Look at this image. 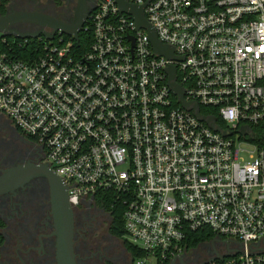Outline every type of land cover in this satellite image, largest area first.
Wrapping results in <instances>:
<instances>
[{
  "label": "built area",
  "instance_id": "obj_1",
  "mask_svg": "<svg viewBox=\"0 0 264 264\" xmlns=\"http://www.w3.org/2000/svg\"><path fill=\"white\" fill-rule=\"evenodd\" d=\"M127 1L174 57L115 0H97L85 51L61 32L0 34V114L44 147L74 209L97 194L125 207L137 264H264V146L248 140L264 121V0ZM194 103L217 109L227 135ZM238 140L253 145L247 157ZM201 228L224 241L194 260Z\"/></svg>",
  "mask_w": 264,
  "mask_h": 264
},
{
  "label": "flooded vegetation",
  "instance_id": "obj_2",
  "mask_svg": "<svg viewBox=\"0 0 264 264\" xmlns=\"http://www.w3.org/2000/svg\"><path fill=\"white\" fill-rule=\"evenodd\" d=\"M93 4L97 0H92ZM73 0H0V16L11 11H40L71 21ZM92 4V5H93ZM15 34L43 29L32 22L9 26ZM12 37H16L13 36ZM46 163L45 149L0 114V176L17 165ZM73 208V207H72ZM74 212L73 248L78 264H134L125 239L112 232V212L96 199ZM51 186L44 176L0 193V264H58Z\"/></svg>",
  "mask_w": 264,
  "mask_h": 264
},
{
  "label": "water",
  "instance_id": "obj_3",
  "mask_svg": "<svg viewBox=\"0 0 264 264\" xmlns=\"http://www.w3.org/2000/svg\"><path fill=\"white\" fill-rule=\"evenodd\" d=\"M122 12H127L134 16L136 22V28H145L148 30L151 43L159 54L167 57H174L172 49L163 45L157 37V34L151 25V23L144 16V10L142 6L135 5L127 0H115ZM92 0H78V5L75 8V13L71 21H64L53 15L35 11H11L0 16V33L8 36H16L18 38H37L45 37L47 39L53 38L56 33L61 32L66 35L74 37L78 43L80 40V32L88 18V15L92 9ZM18 22H32L42 27L48 28L47 30L39 31L32 34H15L10 32L9 26ZM170 74V86L173 91L180 97L181 103L185 107L191 105L190 102L184 98V90L180 84L177 83L176 69L174 66L169 67ZM193 108L198 117L205 120L209 125L217 131H221L224 135L227 132L222 129V126L218 124L215 117H206L199 110V104L194 103ZM44 176L48 179L51 186L52 196V209L55 219V234L57 235V259L58 264H78L75 259V253L73 248V236H74V212L71 204L68 201V187L64 184L63 180L57 175L47 163L40 165L26 164L17 165L4 171L0 176V193L9 190H14L16 187L23 185L35 177ZM214 241L222 242V238H216ZM230 241L227 240V243ZM216 253L217 258H223L224 256ZM213 257V258H215ZM212 258V259H213ZM211 259V260H212ZM180 263L186 264L182 257H180ZM169 264H176L173 260Z\"/></svg>",
  "mask_w": 264,
  "mask_h": 264
},
{
  "label": "trees",
  "instance_id": "obj_4",
  "mask_svg": "<svg viewBox=\"0 0 264 264\" xmlns=\"http://www.w3.org/2000/svg\"><path fill=\"white\" fill-rule=\"evenodd\" d=\"M7 1L8 0H1V2L3 3V10L5 9V3H7ZM66 38L70 39L72 37L69 35H66ZM8 39L11 41L15 40L12 36H9ZM19 40H22V39H17V41H19ZM38 40L39 39L37 38V39H33L32 41L37 42ZM87 41H88V39L86 37V33L84 31H81L80 32V43L77 44L75 48L80 52L85 51L88 47ZM22 55H24V53H22ZM201 111L204 113L209 112V113L213 114L214 116H216L219 123L223 127L225 126V123L221 119L217 109H214L212 107L201 106ZM251 130L253 132V135L250 136L248 138V140L253 142L254 144L260 146V147L264 146V121H262L261 123H259L256 126H251ZM100 196H101L100 194H97L96 200L99 203L108 207L112 212V218H113L112 232L114 234H116L117 236H119L120 238H124L126 235L124 218H123L125 207L123 205L118 204V203L116 204L113 199H110V198L104 199V198H101L102 196L101 197ZM214 238H215V234H213L209 229L201 228V229H199L196 232L191 234V236L188 240V243H189V246L197 247L201 244L209 243ZM125 244H126V248H127L128 252L130 253L133 261L144 255V253L137 246L132 244L129 240L125 239Z\"/></svg>",
  "mask_w": 264,
  "mask_h": 264
},
{
  "label": "rangeland",
  "instance_id": "obj_5",
  "mask_svg": "<svg viewBox=\"0 0 264 264\" xmlns=\"http://www.w3.org/2000/svg\"><path fill=\"white\" fill-rule=\"evenodd\" d=\"M76 3H77V0H73L72 6L74 7L76 5ZM230 126L234 127V124L232 123V124H230ZM238 142H240V140H238ZM240 147L242 149H244V151H242V154L245 155L246 157L248 156L247 151H252L254 149L253 145H251L250 143H248L246 141H241ZM124 238L128 240L126 235ZM209 247H210L209 243L201 244L199 247L196 248V253L194 255H190V258L196 260L198 258L204 257V255H206L208 253ZM134 264H137V259L134 260Z\"/></svg>",
  "mask_w": 264,
  "mask_h": 264
}]
</instances>
